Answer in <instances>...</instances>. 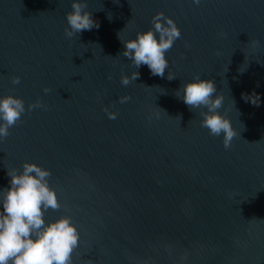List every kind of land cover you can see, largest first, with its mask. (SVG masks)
I'll use <instances>...</instances> for the list:
<instances>
[{"label":"water","instance_id":"obj_1","mask_svg":"<svg viewBox=\"0 0 264 264\" xmlns=\"http://www.w3.org/2000/svg\"><path fill=\"white\" fill-rule=\"evenodd\" d=\"M87 3L99 28L69 39L72 0H0V97L46 106L0 139V190L26 161L51 170L62 206L45 220L77 225L72 264H264V0ZM159 12L182 34L165 77L143 65L124 86L137 69L118 33L136 38ZM196 75L225 97L220 112L240 133L230 149L175 95ZM253 92L259 107L242 98ZM157 106L167 114L149 119Z\"/></svg>","mask_w":264,"mask_h":264},{"label":"clouds","instance_id":"obj_2","mask_svg":"<svg viewBox=\"0 0 264 264\" xmlns=\"http://www.w3.org/2000/svg\"><path fill=\"white\" fill-rule=\"evenodd\" d=\"M193 2L199 5L201 0ZM71 7L72 11L66 15L68 26L64 30L67 38L71 39L78 33L90 31L94 27L99 28L92 12L86 11L87 0H72ZM152 24V29L138 32L134 39L123 40L120 35L122 31L118 33L124 44L122 55L131 60L137 69L131 75L121 76V84L124 86L139 79L138 69L143 65L149 68L151 75L165 77L169 68L166 53L182 34L176 21L165 16L164 12L153 16ZM252 44L258 47L260 42L254 40ZM217 55L220 53L217 52ZM227 71L228 68L225 72ZM239 71L242 74L245 70L240 68ZM175 78L176 75L168 73L169 81ZM20 79L15 76L13 84H19ZM50 91V88H44L45 93ZM217 92L214 79H202L196 75L192 81L182 84L175 95L182 99L190 111L201 109V127L208 129L209 134L214 137L223 135L224 148L230 149L233 139L240 133L234 128L231 119L221 114L220 109L224 105L225 97L222 92ZM242 98L256 107L260 106V96L255 92L242 94ZM130 99V96H121L119 102L125 103ZM43 107L46 106L42 100L29 104L26 109L22 98L14 95L0 97V139L10 135L9 129L21 120L26 111L31 112ZM157 108L158 111L150 115L149 119H152L153 115L160 118L161 112L167 114L158 106ZM104 111L109 119H116L118 116L117 112L109 111L107 107ZM7 175L11 178L10 187L0 190V264H72L73 253L80 242L77 225L68 215L52 222L46 223L45 220V214L49 210L56 211L62 206L57 190L49 183L51 170L26 161L22 172L12 169L8 170ZM181 259H187V256Z\"/></svg>","mask_w":264,"mask_h":264}]
</instances>
